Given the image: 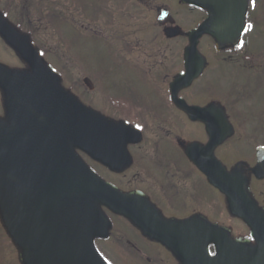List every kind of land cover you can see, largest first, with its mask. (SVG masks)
Instances as JSON below:
<instances>
[{
	"label": "flooded vegetation",
	"instance_id": "1",
	"mask_svg": "<svg viewBox=\"0 0 264 264\" xmlns=\"http://www.w3.org/2000/svg\"><path fill=\"white\" fill-rule=\"evenodd\" d=\"M79 2L0 0V53L18 58L26 43L42 50L37 41L41 33L48 36V26L61 33L62 3L68 4V21L78 23L81 12L88 27H80L91 31L97 9L87 16ZM116 2L119 11L129 2L134 8L124 21L130 31L121 32L115 19L104 21L106 40L115 46L108 71L122 70L123 80L94 75L89 107L123 128V147L113 156L107 151L106 165L87 156L89 168L112 189L137 199L142 217L151 213L177 229L215 224L231 239L254 246L250 227L237 214L255 210L264 218V0H247L236 40L235 34L195 37L207 11L183 0ZM19 61L0 62V69H27ZM9 97L0 83V121L9 118ZM258 165L263 168L255 172ZM99 209L109 224L93 245L107 264H182L167 244L126 215L103 204ZM208 249L214 253L213 244ZM0 264L24 263L20 256L2 255Z\"/></svg>",
	"mask_w": 264,
	"mask_h": 264
},
{
	"label": "water",
	"instance_id": "2",
	"mask_svg": "<svg viewBox=\"0 0 264 264\" xmlns=\"http://www.w3.org/2000/svg\"><path fill=\"white\" fill-rule=\"evenodd\" d=\"M184 1L207 10L208 18L196 36L207 32L220 40L239 37L246 0ZM223 25L228 26L224 31ZM22 54L39 82L0 73L3 86L14 96L8 103L11 125L0 123V212L25 264H105L91 242L107 224L98 202L165 242L183 264H264V219L255 210L238 213L257 242L250 247L212 225L192 222L177 229L151 213L142 217L138 200L110 190L72 149L77 146L106 162L108 123L61 90L55 76L39 66L31 52L24 48ZM84 83L90 87L88 79ZM111 128L121 143L122 130ZM209 242L215 245L213 257L207 252Z\"/></svg>",
	"mask_w": 264,
	"mask_h": 264
},
{
	"label": "rangeland",
	"instance_id": "3",
	"mask_svg": "<svg viewBox=\"0 0 264 264\" xmlns=\"http://www.w3.org/2000/svg\"><path fill=\"white\" fill-rule=\"evenodd\" d=\"M79 6L86 7V15L94 14L97 21H93L91 31L83 30L81 27L87 29V21L82 20L83 13L79 12L80 20L78 23H71L68 21L66 15V8L68 4L59 6L57 11L64 10V20L59 22L58 28L61 32L59 36L56 34V27L48 26V36L40 35L37 43L43 49L42 55L45 62L58 73L62 79V83L66 88L72 90L81 101L89 105L92 93L82 84V79L88 77L92 83L95 82L96 77L101 76L100 80H113L120 82L123 80V71L116 68L108 71L110 58L112 57L111 50L115 49L109 37L110 31L104 25L106 19H115L116 24L121 32H127L128 28L124 21L129 20V16L133 11V3H128L125 8L120 9L117 7V0H78ZM176 2V0H174ZM107 6V8H105ZM80 11V10H79ZM86 16V17H87ZM77 21V20H75ZM83 26L80 27V24ZM41 29L44 24H37ZM45 28V27H44ZM130 31V30H128ZM45 34V30L43 31ZM132 38V37H131ZM0 62L6 63L10 66L20 65L19 59L14 56H8L0 53ZM107 74V75H106ZM89 164V161H88ZM7 231L3 224V219L0 213V257L3 256H18L16 251H12L5 242H8Z\"/></svg>",
	"mask_w": 264,
	"mask_h": 264
}]
</instances>
